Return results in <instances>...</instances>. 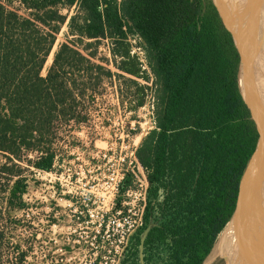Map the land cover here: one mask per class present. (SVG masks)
I'll return each instance as SVG.
<instances>
[{"label":"trees","instance_id":"trees-1","mask_svg":"<svg viewBox=\"0 0 264 264\" xmlns=\"http://www.w3.org/2000/svg\"><path fill=\"white\" fill-rule=\"evenodd\" d=\"M21 1L30 16L0 0V154L7 159L0 162V190L17 177L10 202L21 199L25 176L15 160L23 151L38 152L34 165L50 170L55 153L46 145L57 125L84 122L89 91L96 93L104 79L139 77L147 66L159 90L155 127L136 150L148 179L137 240L148 230L144 244L150 257L161 246L170 248L152 264H203L236 209L258 142L239 90L240 57L222 30L214 0H79L82 14L71 17L69 34L88 40L85 49L109 39L116 71L69 40L46 75L42 70L64 22L57 8L61 0ZM135 36L141 38L145 62L132 53L129 39ZM132 178L126 174L122 193ZM240 212L241 196L207 262L228 259Z\"/></svg>","mask_w":264,"mask_h":264},{"label":"rangeland","instance_id":"rangeland-1","mask_svg":"<svg viewBox=\"0 0 264 264\" xmlns=\"http://www.w3.org/2000/svg\"><path fill=\"white\" fill-rule=\"evenodd\" d=\"M1 1L20 14L30 16L31 9L25 8L21 0ZM78 2L70 5L67 0H61L57 6L64 22L56 34L43 75L47 74L61 44L69 40H76L75 44L82 52L116 71L109 39L85 49L88 40L80 41L69 34L71 17L82 14ZM80 20L77 18L75 23ZM256 26L258 24L251 26L248 35L255 52ZM129 40L132 53L145 62L141 38L135 36ZM88 53L97 55L94 58ZM145 67L146 73L139 77L125 74V78L104 79L96 93L89 91L84 122L67 124L62 121L57 125L52 142L46 145H50L55 153L50 170H41L34 165L38 156L34 150L23 151L22 158L15 160L23 168L25 191L20 195L21 199L16 196L10 202L17 177L4 182L0 190V228L4 231L0 238V264H152L158 253L166 257L170 250L166 245L161 246L158 253L154 250L150 257L144 244L147 231L141 232L137 240L143 224L139 186L143 176L131 160L142 138L155 127L159 90L153 74ZM260 80L256 96L264 115V81ZM6 161L0 154V162ZM128 171L135 176V181L132 180V188L125 194L118 190V183L122 174ZM260 208L259 205L250 215L252 235L245 243L250 251L245 252L241 264H264V209L259 211ZM120 209H126V214L119 215ZM154 224L153 221L149 223L150 226ZM212 251L203 264L227 263L225 255L221 260L217 257L207 262ZM21 253H24L22 258Z\"/></svg>","mask_w":264,"mask_h":264},{"label":"water","instance_id":"water-1","mask_svg":"<svg viewBox=\"0 0 264 264\" xmlns=\"http://www.w3.org/2000/svg\"><path fill=\"white\" fill-rule=\"evenodd\" d=\"M229 1L230 0H222L220 4H217L216 2L215 3L219 11L222 30L227 34L238 51L240 57L238 69L239 90L245 104L250 109L252 118L255 121L256 129L258 131V142L254 152V154H257V167L253 188L256 189L258 193H261L264 190V117L262 116L263 107L259 106V101L257 100V88L255 84L257 83L256 78L257 75H259L258 73H264V67L261 58H258V54L253 49V45L250 44L248 39V33L251 26H245L243 24L249 20H238L237 17L240 16L239 14H236L233 8L232 12L231 10L228 11ZM241 186L242 181L240 190Z\"/></svg>","mask_w":264,"mask_h":264},{"label":"bare ground","instance_id":"bare-ground-1","mask_svg":"<svg viewBox=\"0 0 264 264\" xmlns=\"http://www.w3.org/2000/svg\"><path fill=\"white\" fill-rule=\"evenodd\" d=\"M215 2L217 4H220L218 2V0H215ZM229 5H228V11H230L231 8H233V6H234V5H232V1H229ZM258 10H260V9H258ZM240 17H242V16H240ZM229 18H230V16H229ZM262 24H263V21L262 22H258V26H256L257 35L255 34L254 37L258 38L257 47H255V49L259 53L258 54V58H261V61L263 63V67H264V32L261 33L262 28H263ZM253 44H254V46H256L255 42ZM258 74L259 75H257V78H256V82L257 83L255 84V86L257 88L259 87L258 86V84H259L258 78L259 79L262 78L263 81H264V77H263L264 75H262L264 73H262V74L258 73ZM262 114H263V112H262ZM262 116L264 117V115H262ZM256 167H257V154H254V156L251 158V160H250V162H249V164H248V166L246 168V171H245L246 173H245V175H244V177L242 179V186H241L240 195H239V200H240V196H241L240 224H239L238 230L236 232V236L234 238V241L232 243L230 254H229V257L227 259V263L226 264H241L242 263V261L244 259L245 252H249L250 251V247L245 245V243L248 240V238H250V234L252 235L251 226H250V222H251L250 221L251 220L250 215H252V213L256 210V207H258L259 205H260V207L262 209H264V196H263L264 195V190L261 193H258L257 190L253 188V182H254V178H255V175H256ZM261 208H260L259 211H261ZM262 216H264V215H262ZM233 217H232V219H233ZM259 219H261V218H259ZM251 237L254 238V236H251ZM262 245H261V248H262ZM258 252H260V251H258ZM262 253H263V251H262Z\"/></svg>","mask_w":264,"mask_h":264},{"label":"flooded vegetation","instance_id":"flooded-vegetation-1","mask_svg":"<svg viewBox=\"0 0 264 264\" xmlns=\"http://www.w3.org/2000/svg\"><path fill=\"white\" fill-rule=\"evenodd\" d=\"M230 1H232V5H234L233 9L236 12V14H239V16H242L241 18L243 19L241 20H249L246 23H243L245 26H254L258 24V22L263 21V24H262L263 28H262L261 33L264 32V0H230ZM258 9H260L261 11ZM244 11H246V13L248 11L251 14L250 15L248 14L247 16V14H245ZM231 12H232V8H231ZM241 12L243 14H241ZM218 14H219V11H218ZM237 19L240 20V17H237ZM258 80L260 79L258 78ZM249 112H250V109H249ZM250 115H251V112H250ZM251 118H252V115H251ZM252 120L254 121L253 118ZM254 124H255V121H254ZM255 127H256V124H255Z\"/></svg>","mask_w":264,"mask_h":264},{"label":"built area","instance_id":"built-area-1","mask_svg":"<svg viewBox=\"0 0 264 264\" xmlns=\"http://www.w3.org/2000/svg\"><path fill=\"white\" fill-rule=\"evenodd\" d=\"M138 146L135 148V152L133 153V156H132V160L131 162L134 164V166L142 173V176H143V180L139 183V186H140V195H141V201H140V204L142 205V210H141V213H140V216H141V222L143 220V213H144V208H145V205H146V201H147V188H148V179H147V171L146 169L139 163L137 157H136V150H137ZM127 173H131L130 171L128 172H125L122 174V178L121 180L119 181L118 183V190H120V185L123 181V179L125 178L126 174ZM132 174V173H131ZM133 178V182L135 181V176L132 174ZM132 188V186L129 185V187L125 190V194L129 192V190ZM129 210V209H128ZM118 212L120 213L119 215L121 214H126V209H123V210H118Z\"/></svg>","mask_w":264,"mask_h":264}]
</instances>
